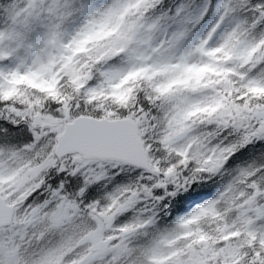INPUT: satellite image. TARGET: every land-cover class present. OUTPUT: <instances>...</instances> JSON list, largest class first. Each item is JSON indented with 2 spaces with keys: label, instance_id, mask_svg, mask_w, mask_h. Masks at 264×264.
I'll return each mask as SVG.
<instances>
[{
  "label": "trees",
  "instance_id": "16d2710c",
  "mask_svg": "<svg viewBox=\"0 0 264 264\" xmlns=\"http://www.w3.org/2000/svg\"><path fill=\"white\" fill-rule=\"evenodd\" d=\"M111 1L0 0V71L41 37L46 58L19 80L0 72V194L15 205L0 264H264V0H121L72 36ZM216 23L231 28L196 63H162ZM80 115L134 118L147 169L54 158L52 127Z\"/></svg>",
  "mask_w": 264,
  "mask_h": 264
},
{
  "label": "water",
  "instance_id": "95a60500",
  "mask_svg": "<svg viewBox=\"0 0 264 264\" xmlns=\"http://www.w3.org/2000/svg\"><path fill=\"white\" fill-rule=\"evenodd\" d=\"M264 134V115L256 127ZM77 154L84 160L112 161L147 168L145 146L137 122L131 117L108 119L80 115L62 124L55 138L53 155L61 159ZM15 206L0 194V228L13 222ZM110 239L97 241L92 249L106 251Z\"/></svg>",
  "mask_w": 264,
  "mask_h": 264
},
{
  "label": "rangeland",
  "instance_id": "374dc122",
  "mask_svg": "<svg viewBox=\"0 0 264 264\" xmlns=\"http://www.w3.org/2000/svg\"><path fill=\"white\" fill-rule=\"evenodd\" d=\"M121 0H113L111 2L104 3L99 7L91 10L84 22L80 27L72 34H81L87 28L97 29L104 20V16L107 13L110 7L120 3ZM231 28V24L226 26L216 23L210 30L205 31L201 36H199L193 43L189 44L184 51L179 53L177 57L172 59L162 60V63H173L178 60H185L188 66L196 63L198 61V48L204 46V51H210L212 48L217 47L225 39L227 33ZM208 32V33H207ZM175 38V35L171 32L166 33L160 41L154 43H146V47L142 50L133 53L129 56L130 66L122 71H113L111 79L114 80V83L118 81H123L125 74L129 69H139L148 65L151 61H154L159 58V53L162 50V46L168 44L172 39ZM45 37L39 38L37 43L30 48V53L27 59L21 60L19 63L4 68L0 72L4 75L5 78L10 80H19L23 78L27 73L34 72L38 69H41L45 66L46 58L43 51ZM58 51L63 49V45H56ZM246 47L241 48V52L246 51ZM261 118V117H260ZM62 123L54 125L52 129L56 133L60 131ZM54 157V156H53ZM79 157V156H78ZM12 192L14 191L11 190ZM5 197V196H4ZM211 198L205 201H202L195 206H193L182 218L186 219L196 215L202 208L206 207L210 202ZM94 242L99 241L96 238H93Z\"/></svg>",
  "mask_w": 264,
  "mask_h": 264
}]
</instances>
